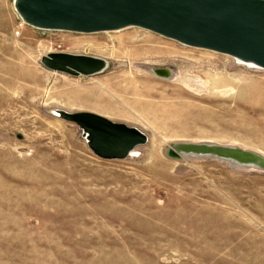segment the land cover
<instances>
[{"label":"rangeland","instance_id":"rangeland-1","mask_svg":"<svg viewBox=\"0 0 264 264\" xmlns=\"http://www.w3.org/2000/svg\"><path fill=\"white\" fill-rule=\"evenodd\" d=\"M56 52L106 65L71 75L44 65ZM62 111L147 141L101 157ZM179 142L264 158V68L135 26L38 28L0 0V264H264V168Z\"/></svg>","mask_w":264,"mask_h":264},{"label":"water","instance_id":"water-1","mask_svg":"<svg viewBox=\"0 0 264 264\" xmlns=\"http://www.w3.org/2000/svg\"><path fill=\"white\" fill-rule=\"evenodd\" d=\"M16 8L26 23L38 28L94 33L135 26L264 68V0H16ZM42 61L76 76L94 74L106 65L65 52L50 53ZM61 113L89 133L90 147L104 158L126 157L147 141L139 129L95 113ZM186 146H216L262 158L236 146L207 142H179L172 153L187 156L181 153Z\"/></svg>","mask_w":264,"mask_h":264},{"label":"bare ground","instance_id":"bare-ground-1","mask_svg":"<svg viewBox=\"0 0 264 264\" xmlns=\"http://www.w3.org/2000/svg\"><path fill=\"white\" fill-rule=\"evenodd\" d=\"M150 71L162 77L168 78V77L174 76V72L171 69L151 68ZM213 144H216V143H213ZM216 145H221V144H216ZM137 148L138 147L135 146L133 149L130 150L129 154L131 156H136L138 154ZM234 152L236 153L233 154ZM181 153L187 156H198L201 158L207 157V156L216 157L221 160H224V161L227 160V161H230L232 163H235L241 166L264 167V158L247 156V155H244L240 151H234L232 149L230 150L227 148H221V147H216V146H205V147L186 146L184 147L183 152L181 151Z\"/></svg>","mask_w":264,"mask_h":264}]
</instances>
